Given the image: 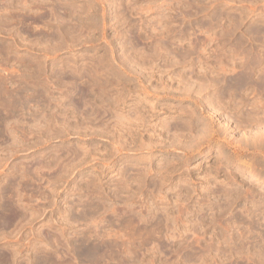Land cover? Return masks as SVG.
<instances>
[{"label": "rangeland", "instance_id": "obj_1", "mask_svg": "<svg viewBox=\"0 0 264 264\" xmlns=\"http://www.w3.org/2000/svg\"><path fill=\"white\" fill-rule=\"evenodd\" d=\"M0 105V264H264V0H0Z\"/></svg>", "mask_w": 264, "mask_h": 264}, {"label": "bare ground", "instance_id": "obj_2", "mask_svg": "<svg viewBox=\"0 0 264 264\" xmlns=\"http://www.w3.org/2000/svg\"><path fill=\"white\" fill-rule=\"evenodd\" d=\"M200 5V4H199ZM250 61V60H249ZM245 65V64H244ZM250 69V68H249ZM244 70V69H243ZM248 75V74H247ZM93 78V77H92ZM77 79V78H76ZM251 81H253V80H251ZM261 81V80H260ZM85 82V81H84ZM69 84H70V82H68ZM77 83V82H76ZM251 83V82H250ZM73 84V83H72ZM80 84V83H79ZM246 84V83H245ZM71 86V85H70ZM81 86H82V84H81ZM97 86V85H96ZM105 86V85H104ZM233 86H235V85H233ZM240 86H241V84H240ZM242 88V87H241ZM94 89V88H93ZM238 89V88H237ZM78 90V89H77ZM81 90V89H80ZM83 90V89H82ZM95 91V90H94ZM73 92H75V91H73ZM96 92V91H95ZM100 92H102V91H100ZM108 92V91H107ZM105 93V92H104ZM67 94V93H66ZM88 95V94H87ZM86 95V96H87ZM67 96V95H66ZM65 96V97H66ZM79 96H81L80 95V93H79ZM68 98V97H67ZM84 98V97H83ZM23 99V98H22ZM74 99V98H73ZM80 99V98H79ZM84 100V99H83ZM92 100V99H91ZM90 100V101H91ZM75 101V100H74ZM86 101V100H85ZM89 101V100H88ZM78 102V101H77ZM96 102V101H95ZM94 102V103H95ZM87 103V102H86ZM83 104V103H82ZM90 104V103H89ZM1 106V105H0ZM87 106V105H86ZM101 106V105H100ZM105 106V105H104ZM15 108H16V106H15ZM17 109V108H16ZM3 111V110H2ZM5 111V110H4ZM12 111H14V109L12 110ZM85 111V110H84ZM87 111V110H86ZM2 113V112H1ZM12 113H14V112H12ZM14 115V114H13ZM16 115V114H15ZM94 115V114H93ZM6 116V115H5ZM9 116H11L10 114H9ZM16 117V116H15ZM1 118V117H0ZM29 121V120H28ZM258 121V120H257ZM5 122V121H4ZM3 130V129H2ZM22 133V132H21ZM1 135H2V133H1ZM259 135V134H258ZM15 197V196H14ZM13 204V203H12ZM10 205V204H9ZM10 207V206H9ZM13 207V206H12ZM4 210V209H3ZM5 211H6V208H5ZM8 212V211H7ZM4 213V212H3ZM15 214V213H14ZM13 214V215H14ZM6 217V216H5ZM17 217V216H16ZM3 223H4V221H3ZM1 224V223H0ZM4 225H5V223H4ZM7 225V224H6ZM93 251V250H92ZM90 253V252H89ZM94 254V253H93ZM97 255V254H96ZM96 255H94V256H96ZM89 258V257H88ZM7 259V258H6ZM97 259V258H96ZM4 261V260H3ZM7 261V260H6ZM5 261V262H6ZM93 261H94V259H93ZM98 261V260H97ZM101 261V260H100ZM3 262L1 261V264H2ZM94 263V262H93ZM95 264H97V263H95Z\"/></svg>", "mask_w": 264, "mask_h": 264}]
</instances>
